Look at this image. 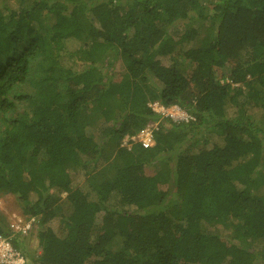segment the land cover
<instances>
[{"label": "trees", "instance_id": "trees-1", "mask_svg": "<svg viewBox=\"0 0 264 264\" xmlns=\"http://www.w3.org/2000/svg\"><path fill=\"white\" fill-rule=\"evenodd\" d=\"M0 192L28 264H264V0H0Z\"/></svg>", "mask_w": 264, "mask_h": 264}, {"label": "built area", "instance_id": "built-area-1", "mask_svg": "<svg viewBox=\"0 0 264 264\" xmlns=\"http://www.w3.org/2000/svg\"><path fill=\"white\" fill-rule=\"evenodd\" d=\"M150 106L154 111L174 120L187 121L191 118L190 114L178 105L166 107L155 102L154 104L150 103ZM153 126V123L149 124L139 135L133 136L132 139L152 145L154 142ZM35 223V217L27 219L18 215L16 219L15 217L12 219L9 225L12 231L11 234L8 236L0 235V264H28V259L22 249L14 244V235L16 232H20L22 236L28 235L33 230Z\"/></svg>", "mask_w": 264, "mask_h": 264}, {"label": "rangeland", "instance_id": "rangeland-1", "mask_svg": "<svg viewBox=\"0 0 264 264\" xmlns=\"http://www.w3.org/2000/svg\"><path fill=\"white\" fill-rule=\"evenodd\" d=\"M175 28L179 32L180 31L183 32L184 28H185L184 21H179L178 23H176ZM188 71L189 70H187V72ZM147 89H148L149 93H153V92H155L156 89L157 90L161 89V85L155 79L150 78V82L148 84ZM154 103L155 102H153V104ZM150 124H152V123H150ZM153 124H154V126L152 128L154 131L155 129L158 128L159 122H153ZM146 127H148V125ZM144 129L140 130L135 135H139ZM153 134H154V132H153ZM135 135L126 136L124 139V144L127 143L130 138L132 139V137ZM154 142H155V139H154ZM154 142H153V144H154ZM115 160H116V156L114 154V150L113 149L111 150L108 148V151H105V154L103 156H101L95 163L90 164L89 169H88L89 176L92 177L93 175L97 174V171H99L98 178L95 176L93 178H96V179H101V177L112 178L114 176L113 167H115V165H114ZM70 172H71L72 177H74V178L78 174L77 171H75V169H73V168L70 170ZM2 213H3L4 218H5V223H7L8 226L10 225L12 219L14 217L16 219L18 215H21L23 218H26V216L23 213V210L21 208V205L15 200L14 195H12L8 192H0V214L2 215ZM55 228H57V227H55ZM29 235L30 234L24 235V238H25L24 241L27 242V239H30V242H31L30 245H33V243H35V241H36V237L34 236L32 238ZM26 242H24V243H26ZM121 244H122V241L115 240L112 243L111 248L112 249H118L121 246Z\"/></svg>", "mask_w": 264, "mask_h": 264}]
</instances>
